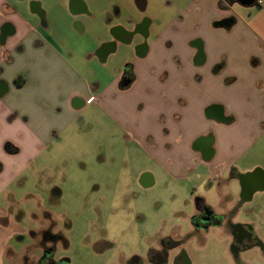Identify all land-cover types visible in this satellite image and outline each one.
Here are the masks:
<instances>
[{"label": "crops", "instance_id": "crops-1", "mask_svg": "<svg viewBox=\"0 0 264 264\" xmlns=\"http://www.w3.org/2000/svg\"><path fill=\"white\" fill-rule=\"evenodd\" d=\"M100 117L113 141L102 149L137 170L142 188L193 182L186 207L213 191L237 196L233 184L253 175L264 183V0H0V201H10L0 204V264L12 262L11 239L34 231L18 225L13 185ZM248 226L264 232V184L221 231L234 247ZM148 245L137 257L163 264L162 246Z\"/></svg>", "mask_w": 264, "mask_h": 264}, {"label": "rangeland", "instance_id": "rangeland-1", "mask_svg": "<svg viewBox=\"0 0 264 264\" xmlns=\"http://www.w3.org/2000/svg\"><path fill=\"white\" fill-rule=\"evenodd\" d=\"M100 118L102 123L92 120L83 126V135L72 136L71 147H47L38 165L24 175L25 181L11 188L20 198L12 209L21 214L19 227L34 230L20 236L22 240L9 241L12 248H8L6 258L11 264H21L27 246V255H37L42 230L50 227L62 237L56 242L54 260H67L68 264H127L129 257L146 254L149 236L165 237L177 227L192 231L187 220L192 208L186 207V200L193 196V182L163 180L155 188H142L137 170L130 171L116 150L109 153L102 149L104 138L108 143L113 141L110 121ZM118 144L121 146L120 141ZM73 155L82 158L71 161ZM196 185L199 194H206L200 184ZM233 186L240 195V184ZM210 197L211 204L220 207L215 191ZM3 202V206L10 203ZM228 205L234 206L231 202ZM8 221L2 218L0 225L7 227ZM227 232L216 229L185 240L181 249L188 254L187 264H264L256 250L238 259Z\"/></svg>", "mask_w": 264, "mask_h": 264}, {"label": "flooded vegetation", "instance_id": "flooded-vegetation-1", "mask_svg": "<svg viewBox=\"0 0 264 264\" xmlns=\"http://www.w3.org/2000/svg\"><path fill=\"white\" fill-rule=\"evenodd\" d=\"M254 176V175H253ZM250 177L248 181L244 182L241 185L240 191L241 194L227 195L226 197L220 199V205L226 206L230 202L234 204V208L230 213L220 214L214 208V205L211 204L210 200H207L203 197H194L192 200V214L190 216V225L192 227V231L189 230L187 235L183 239H175L172 234L161 237L152 235L147 238L146 242L150 245H154V243H159L162 246V251L159 254V260L163 264H172L174 261H171V257L177 253V259L181 260L182 263H189L188 254L181 249L185 240H188L194 237L197 233L207 234L212 230H221L222 228L229 229L231 221L233 219L234 212L243 204L244 200L247 198L252 199L253 194H255V190L263 186V181L260 179ZM254 192V193H253ZM260 228V227H259ZM256 229L254 226H248L244 232H239L237 235V240L233 249L235 255L239 257L246 256L251 250L254 248L263 249L264 248V232L263 230ZM22 240L21 237H17ZM62 237L55 234L52 231V227L47 230H42V238L38 242V250L37 255L31 256L27 255V249L25 254L22 256L20 263L21 264H68L67 260H62L59 263L54 260L56 256V242L60 240ZM240 242V244H239ZM239 244V245H238ZM252 246V247H251ZM150 250V249H149ZM127 264H145L139 257L132 256L129 257ZM240 264V263H239Z\"/></svg>", "mask_w": 264, "mask_h": 264}, {"label": "water", "instance_id": "water-1", "mask_svg": "<svg viewBox=\"0 0 264 264\" xmlns=\"http://www.w3.org/2000/svg\"><path fill=\"white\" fill-rule=\"evenodd\" d=\"M11 26L10 25H7L4 30H3V33H2V40L4 37H6L9 33L8 32V29L10 28Z\"/></svg>", "mask_w": 264, "mask_h": 264}, {"label": "built area", "instance_id": "built-area-1", "mask_svg": "<svg viewBox=\"0 0 264 264\" xmlns=\"http://www.w3.org/2000/svg\"><path fill=\"white\" fill-rule=\"evenodd\" d=\"M258 4H259V5H262V4H263V2H262V1H258Z\"/></svg>", "mask_w": 264, "mask_h": 264}, {"label": "trees", "instance_id": "trees-1", "mask_svg": "<svg viewBox=\"0 0 264 264\" xmlns=\"http://www.w3.org/2000/svg\"><path fill=\"white\" fill-rule=\"evenodd\" d=\"M236 1L242 2L243 0H236ZM0 169H1V166H0Z\"/></svg>", "mask_w": 264, "mask_h": 264}]
</instances>
